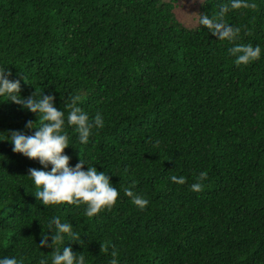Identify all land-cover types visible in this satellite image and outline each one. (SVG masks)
<instances>
[{"label": "trees", "instance_id": "obj_1", "mask_svg": "<svg viewBox=\"0 0 264 264\" xmlns=\"http://www.w3.org/2000/svg\"><path fill=\"white\" fill-rule=\"evenodd\" d=\"M175 3L0 0V69L20 96L52 94L66 116L77 95L89 119L101 114L86 143L65 123L63 152L70 165L105 171L118 191L92 216L83 204H41L27 172L43 166L7 139L42 121L0 96V256L51 264L65 243L86 264H264V0H200L192 26ZM236 45L260 54L235 63ZM125 188L147 198L143 209ZM53 216L83 242L65 234L39 245L56 230Z\"/></svg>", "mask_w": 264, "mask_h": 264}, {"label": "clouds", "instance_id": "obj_2", "mask_svg": "<svg viewBox=\"0 0 264 264\" xmlns=\"http://www.w3.org/2000/svg\"><path fill=\"white\" fill-rule=\"evenodd\" d=\"M240 0H233L234 5ZM205 22L207 19L205 18ZM222 36L231 34L228 30L221 33ZM235 55V63H248L250 60L258 57L260 54L259 45H236L229 50ZM0 96H6L23 108L39 115L42 121L39 126H33V120L25 121V128L35 130L30 134H25L22 130L12 129L8 131L9 140L13 152H19L28 158H35L43 167H29L27 175L31 178L35 186L34 196L39 199L43 205L57 204L59 202H68L70 204L84 205V214L92 216L101 208L111 206L117 196V188L110 183L105 171L97 170L94 165H88L82 159H78L74 165L68 163L70 157L63 149L69 145L66 133L61 129L67 123L74 126V131L78 134L81 143L88 141L90 131L95 126H103V118L97 112L91 119L89 114L82 110L77 95H72L66 105L69 110L66 113L58 109L54 104L52 94L40 93L34 95V92L27 97L19 95V81L9 79L6 68L0 69ZM87 165L83 168L82 165ZM50 165V167H49ZM206 176L205 171H200L197 177L189 187L193 191L201 189L200 181ZM170 180L183 183V175H171ZM125 193L131 198V201L137 207L143 209L148 203L146 197L134 193L132 189L125 188ZM55 225V232L51 231V240L47 235L41 236L39 245L51 247L54 241H64L65 234L67 240H74L78 243L79 233L72 230V225L67 222H61L57 216L51 217L49 229ZM66 240V241H67ZM115 257V253L112 254ZM0 264H23V261L16 256H0ZM39 264H47L46 258H41ZM51 264H86L83 252H73L68 244H63L62 248H55L51 255ZM110 264H117L115 258L110 260Z\"/></svg>", "mask_w": 264, "mask_h": 264}, {"label": "rangeland", "instance_id": "obj_3", "mask_svg": "<svg viewBox=\"0 0 264 264\" xmlns=\"http://www.w3.org/2000/svg\"><path fill=\"white\" fill-rule=\"evenodd\" d=\"M200 0H176L174 12L180 22L186 26L197 23L198 2Z\"/></svg>", "mask_w": 264, "mask_h": 264}]
</instances>
